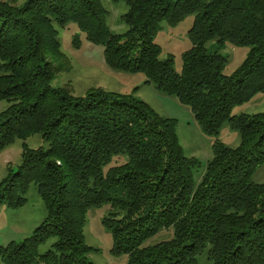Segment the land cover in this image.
Returning a JSON list of instances; mask_svg holds the SVG:
<instances>
[{"label":"trees","instance_id":"trees-1","mask_svg":"<svg viewBox=\"0 0 264 264\" xmlns=\"http://www.w3.org/2000/svg\"><path fill=\"white\" fill-rule=\"evenodd\" d=\"M109 1L127 6L124 34L109 31L101 0L0 1V101L10 103L0 113V152L23 141L18 170L0 181V204L22 207L36 185L47 211L30 237L0 247V264H92L83 227L88 210L104 205L110 252L127 264H197L207 246L212 264H264V184L251 182L264 163V112L231 116L264 94V0ZM190 15L191 47L176 73L153 40L162 22L175 27ZM70 23L103 48L108 68L143 74L187 107L204 135L217 138L226 124L239 146L216 139L196 182L197 160L184 156L175 120L133 94L94 88L76 98L53 89L54 76L70 67L55 25ZM210 41L249 49L231 76L223 74L225 58L206 50ZM72 43L81 45L77 37ZM33 135L48 147L30 149ZM121 156L128 160L104 170ZM166 229L172 240L146 245ZM48 240L52 250L39 254Z\"/></svg>","mask_w":264,"mask_h":264},{"label":"rangeland","instance_id":"rangeland-1","mask_svg":"<svg viewBox=\"0 0 264 264\" xmlns=\"http://www.w3.org/2000/svg\"><path fill=\"white\" fill-rule=\"evenodd\" d=\"M21 7L28 0H0ZM175 2L176 0H171ZM102 6L107 10V26L112 34H124L127 27L121 19L127 12L124 2L112 4L109 0H101ZM194 21V15L185 17L177 26L170 27L162 22L153 42L160 48L159 60L172 61L173 70L180 73L182 70L181 56L190 49L191 44L188 32ZM58 32V41L61 52L69 62V69L62 70L51 81L53 89L65 87L76 98H84L87 92L94 88H102L106 91L119 94H133L146 103L161 117L176 121V134L185 157H193L197 160V168L194 169L193 177L196 182L204 172L206 164L213 157L212 144L218 139L225 146L235 149L240 144L237 131L230 129L226 124L222 127L217 138L204 135L199 125L193 119L190 110L180 105L176 99L167 97L156 91L152 84H145L143 74H130L114 71L107 67L104 62L103 48L96 46L85 39L73 23L60 27L55 25ZM80 40L78 48L73 46V39ZM209 53L217 52L225 58L226 64L223 74L231 76L242 64L248 55L247 47H236L225 44L218 48L215 41L205 45ZM10 103L0 101V113L9 107ZM264 112V94H257L249 102L236 106L231 111V116L255 115ZM26 145L30 149L37 147L47 148L39 135L27 138ZM22 140L15 142L0 152V181L8 175V170H18L21 164ZM128 160L126 156L115 157L104 167L123 164ZM254 184H264V163L257 166L251 176ZM26 203L19 208H9L4 203L0 204V247H6L10 243H22L30 237L33 231L41 225L47 216L46 208L39 196L38 187L31 185L24 196ZM109 206L91 208L86 214L83 227L84 242L91 247L87 259L92 264H127V256H114L110 251L113 241L111 232L102 226L103 219L108 217ZM173 229H166L150 238L146 245H156L160 242L172 240ZM55 240H48L38 249L39 254L52 250ZM209 246L202 254L197 256V264H212L207 256ZM34 264H43L36 262Z\"/></svg>","mask_w":264,"mask_h":264}]
</instances>
